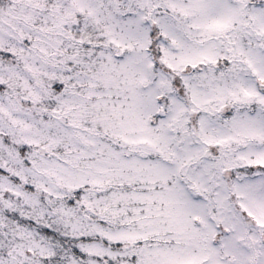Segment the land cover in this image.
Here are the masks:
<instances>
[{"label":"snow or ice","instance_id":"snow-or-ice-1","mask_svg":"<svg viewBox=\"0 0 264 264\" xmlns=\"http://www.w3.org/2000/svg\"><path fill=\"white\" fill-rule=\"evenodd\" d=\"M0 264H264V0H0Z\"/></svg>","mask_w":264,"mask_h":264}]
</instances>
